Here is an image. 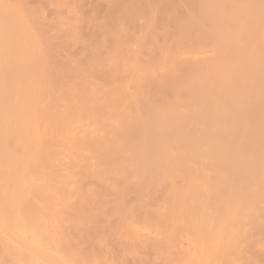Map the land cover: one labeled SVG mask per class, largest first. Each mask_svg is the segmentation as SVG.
<instances>
[{
    "label": "bare ground",
    "instance_id": "1",
    "mask_svg": "<svg viewBox=\"0 0 264 264\" xmlns=\"http://www.w3.org/2000/svg\"><path fill=\"white\" fill-rule=\"evenodd\" d=\"M0 264H264V0H0Z\"/></svg>",
    "mask_w": 264,
    "mask_h": 264
},
{
    "label": "rangeland",
    "instance_id": "2",
    "mask_svg": "<svg viewBox=\"0 0 264 264\" xmlns=\"http://www.w3.org/2000/svg\"><path fill=\"white\" fill-rule=\"evenodd\" d=\"M185 238H186V237H185ZM185 238H183L184 241L182 240L185 244L182 242L183 244H181L180 249L182 250V246H183V249L187 250L188 252H191V249H190V247H189V246H190V243H188L187 240H186ZM188 244H189V246H188ZM188 249H189V250H188ZM185 250H184V251H185ZM184 251L182 250V252H184ZM187 251H185L184 253H186ZM188 252H187V253H188Z\"/></svg>",
    "mask_w": 264,
    "mask_h": 264
}]
</instances>
